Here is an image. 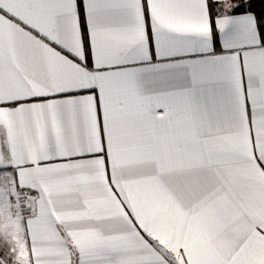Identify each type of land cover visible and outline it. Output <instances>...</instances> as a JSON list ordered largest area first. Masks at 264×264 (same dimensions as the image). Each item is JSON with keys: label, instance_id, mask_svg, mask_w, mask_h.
I'll return each instance as SVG.
<instances>
[{"label": "snow or ice", "instance_id": "snow-or-ice-1", "mask_svg": "<svg viewBox=\"0 0 264 264\" xmlns=\"http://www.w3.org/2000/svg\"><path fill=\"white\" fill-rule=\"evenodd\" d=\"M0 0V264H264V9Z\"/></svg>", "mask_w": 264, "mask_h": 264}, {"label": "trees", "instance_id": "trees-1", "mask_svg": "<svg viewBox=\"0 0 264 264\" xmlns=\"http://www.w3.org/2000/svg\"><path fill=\"white\" fill-rule=\"evenodd\" d=\"M253 8L255 11L260 12L264 9V0H254Z\"/></svg>", "mask_w": 264, "mask_h": 264}]
</instances>
